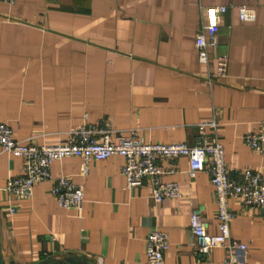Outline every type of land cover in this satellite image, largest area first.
Returning <instances> with one entry per match:
<instances>
[{"label": "crops", "instance_id": "crops-1", "mask_svg": "<svg viewBox=\"0 0 264 264\" xmlns=\"http://www.w3.org/2000/svg\"><path fill=\"white\" fill-rule=\"evenodd\" d=\"M247 5L254 20L242 22ZM226 6L210 65L198 60L196 36L209 7ZM229 59L228 75L209 83L216 56ZM223 145L231 179L246 168L264 174V154L244 140L264 123V0H0V122L16 139L37 145L65 141L87 123L126 132L139 128L147 141L199 142L198 123ZM68 155L52 164L54 178L67 176L84 189L81 210L61 207L54 180L35 184L28 199L13 200L8 179L23 174L22 157L0 146V240L7 264H37L74 254L92 264H148L147 239L168 233L166 264H226V245L197 250L190 229L193 209L210 234L218 230L210 174L190 179L187 157L159 164L163 181L176 182L181 196L156 203L147 180L128 188L113 155L90 160ZM14 204L16 211L8 212ZM232 241L247 248L236 258L264 264V218L259 207L233 197Z\"/></svg>", "mask_w": 264, "mask_h": 264}, {"label": "built area", "instance_id": "built-area-1", "mask_svg": "<svg viewBox=\"0 0 264 264\" xmlns=\"http://www.w3.org/2000/svg\"><path fill=\"white\" fill-rule=\"evenodd\" d=\"M1 1L10 4L17 2V0ZM226 10V6L209 7L208 22L203 25L202 32L196 36L198 60L205 65H210L211 62L209 48L218 45L219 19ZM238 12L240 21L254 20V11L247 5L240 6ZM228 63L229 59L226 55L216 56L215 69L209 70L208 73L209 83L227 77ZM207 127L215 130L216 120L209 119L198 123L200 140L196 144L188 145L183 142L147 141L139 128L117 132L110 127L97 129L84 123L73 127L65 141L54 145H37L16 139L13 129L7 123L0 122V146L5 152L22 157L24 162L23 174L8 179L5 189L13 200H23L32 196L36 183L54 180L51 192L59 205L81 210L85 200L83 187L74 184L67 176L54 178L51 172L53 162L68 155L81 157L82 173L87 175L90 160H105L113 155H121L126 159L122 174L126 177L127 187H139L147 180L152 189V198L156 203H160L165 199L181 196L178 183L163 181L166 171L159 164L160 160L187 157L189 167L186 173L190 179L195 178L197 173L203 170L210 174L219 221V232L210 234L201 212L197 209L192 210L190 229L195 237L197 250L209 254L214 247L226 245L230 252L226 264H246L243 259L236 258V254L244 251L247 246L231 239L230 224L235 213L229 208L228 199L233 197L246 207L261 208L264 218V174L246 168L242 171V181L231 179L223 145L217 138L214 140L209 138ZM244 140L252 149L264 154V123L259 131L247 133ZM15 211L14 204L9 205L8 212L13 214ZM168 248V233L161 230L152 231L147 239L148 264H166L165 253Z\"/></svg>", "mask_w": 264, "mask_h": 264}, {"label": "water", "instance_id": "water-1", "mask_svg": "<svg viewBox=\"0 0 264 264\" xmlns=\"http://www.w3.org/2000/svg\"><path fill=\"white\" fill-rule=\"evenodd\" d=\"M0 264H7L3 256L1 240H0ZM37 264H92V262L87 261L85 260V258H82L80 256L74 254H68L60 261L53 259H44L38 262Z\"/></svg>", "mask_w": 264, "mask_h": 264}]
</instances>
